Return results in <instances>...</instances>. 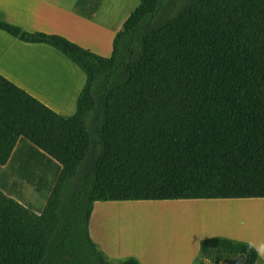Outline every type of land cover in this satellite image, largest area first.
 Instances as JSON below:
<instances>
[{
    "label": "trees",
    "instance_id": "obj_1",
    "mask_svg": "<svg viewBox=\"0 0 264 264\" xmlns=\"http://www.w3.org/2000/svg\"><path fill=\"white\" fill-rule=\"evenodd\" d=\"M0 29L86 75L66 116L0 74V165L21 136L60 164L38 213L0 189V264H138L111 262L91 238L97 200L264 197V0H139L109 56ZM200 251L211 264L258 255L224 236Z\"/></svg>",
    "mask_w": 264,
    "mask_h": 264
},
{
    "label": "crops",
    "instance_id": "obj_2",
    "mask_svg": "<svg viewBox=\"0 0 264 264\" xmlns=\"http://www.w3.org/2000/svg\"><path fill=\"white\" fill-rule=\"evenodd\" d=\"M124 0H0V19L17 24L28 31H43L65 36L84 48L103 56L112 51V41L122 22ZM124 5V6H122ZM0 74L26 90L56 112L69 116L76 110V98L84 86V71L58 49L46 43L22 41L0 29ZM30 158L43 160L55 170L45 190L42 203L29 204L30 199L20 198L11 177L38 174L40 166L19 167ZM52 170V171H53ZM60 171V164L47 153L33 145L25 137H19L8 161L0 165V189L16 198L35 212H40ZM24 183V182H22ZM25 185V184H23ZM189 199V198H183ZM198 199V227L215 236H224L251 244L257 251L254 264H264V197L193 198ZM208 204V206H206ZM142 206L120 203L93 205L89 220V233L106 258L117 263L133 256L138 264H169V242L165 239H119L117 218L120 214L141 212ZM208 238V237H207ZM202 241V240H201ZM199 251L183 254L188 249L184 242L174 248L180 257L171 259L173 264H211ZM129 250L119 260L111 254ZM194 250V247H192ZM120 250V251H119ZM195 252V251H194ZM217 264H222L218 261Z\"/></svg>",
    "mask_w": 264,
    "mask_h": 264
},
{
    "label": "rangeland",
    "instance_id": "obj_3",
    "mask_svg": "<svg viewBox=\"0 0 264 264\" xmlns=\"http://www.w3.org/2000/svg\"><path fill=\"white\" fill-rule=\"evenodd\" d=\"M124 1L125 7L131 5L127 10H132L139 3V0ZM101 203L142 206L141 212L123 213L119 215L117 218L120 233L119 239L122 241V244L125 240L133 241L148 238L165 239L170 245L167 252V257L170 259L169 264H173L171 259L180 257L179 252L174 249L176 243H188L189 248L187 250L183 249L182 255H191L199 251V241L207 237L215 236L213 233L201 230L198 227V207L200 204L198 199L97 200L94 202L95 206ZM192 247H194V250ZM127 252L131 251L127 250L124 252L123 248V252L120 251L110 256L113 260L117 261L119 259L115 258H120L119 256Z\"/></svg>",
    "mask_w": 264,
    "mask_h": 264
},
{
    "label": "bare ground",
    "instance_id": "obj_4",
    "mask_svg": "<svg viewBox=\"0 0 264 264\" xmlns=\"http://www.w3.org/2000/svg\"><path fill=\"white\" fill-rule=\"evenodd\" d=\"M130 6L124 8V10L122 11V15L128 8H130ZM24 162L26 163L18 160V166L28 167L30 164H33L34 166H40V172L38 174H30L29 176L26 175L25 177H19L15 174L14 177H11L10 181L15 187H17L18 197L30 199L28 203L32 206L38 207L43 201L45 190L50 184L55 170H53L51 166L49 170L48 164L43 160L37 158H30L28 160H25Z\"/></svg>",
    "mask_w": 264,
    "mask_h": 264
},
{
    "label": "water",
    "instance_id": "obj_5",
    "mask_svg": "<svg viewBox=\"0 0 264 264\" xmlns=\"http://www.w3.org/2000/svg\"><path fill=\"white\" fill-rule=\"evenodd\" d=\"M244 257L243 255H238L234 258H231L225 262H223L222 264H239L243 261Z\"/></svg>",
    "mask_w": 264,
    "mask_h": 264
}]
</instances>
